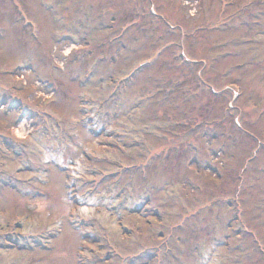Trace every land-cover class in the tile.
I'll return each instance as SVG.
<instances>
[{
  "label": "rangeland",
  "instance_id": "rangeland-1",
  "mask_svg": "<svg viewBox=\"0 0 264 264\" xmlns=\"http://www.w3.org/2000/svg\"><path fill=\"white\" fill-rule=\"evenodd\" d=\"M0 264H264V0H0Z\"/></svg>",
  "mask_w": 264,
  "mask_h": 264
},
{
  "label": "bare ground",
  "instance_id": "bare-ground-1",
  "mask_svg": "<svg viewBox=\"0 0 264 264\" xmlns=\"http://www.w3.org/2000/svg\"><path fill=\"white\" fill-rule=\"evenodd\" d=\"M24 124H23V121L21 122V127L20 128H18V132H19V134L20 135H22L23 133H24Z\"/></svg>",
  "mask_w": 264,
  "mask_h": 264
}]
</instances>
